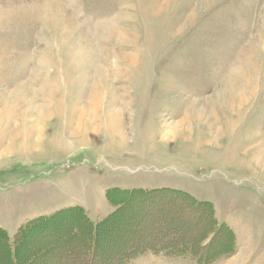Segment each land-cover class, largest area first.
<instances>
[{
    "label": "rangeland",
    "instance_id": "1",
    "mask_svg": "<svg viewBox=\"0 0 264 264\" xmlns=\"http://www.w3.org/2000/svg\"><path fill=\"white\" fill-rule=\"evenodd\" d=\"M38 218L20 264H264V0H0V228Z\"/></svg>",
    "mask_w": 264,
    "mask_h": 264
},
{
    "label": "trees",
    "instance_id": "2",
    "mask_svg": "<svg viewBox=\"0 0 264 264\" xmlns=\"http://www.w3.org/2000/svg\"><path fill=\"white\" fill-rule=\"evenodd\" d=\"M137 192L141 193L140 191H137ZM158 192H162V190L152 191L150 192V194L155 195L154 193H156L157 195ZM134 196H135L134 191L123 192L119 190H112V192H110L109 194V199L111 200V198H115L112 200L114 201L116 200L117 204L120 206V208H122L125 205H128L130 207V204H131L132 206L134 204L133 202ZM72 213L75 214L76 217L73 218L72 216L71 218H69L71 219L70 221L72 222V224H70L71 228L74 230L77 236H82V234L86 230H88L89 240L91 241L90 247L93 253L95 250V244H97L99 229L105 226L107 222L112 217L115 216V214H112L108 219L104 220L101 224L93 225L88 219H86V216L83 215L82 213H79L78 210L76 211L71 210V211L64 212L65 217L70 216ZM56 218H59V216H57ZM49 220L38 218V219L30 221L24 227L19 229V231L15 234L12 240L9 238L7 233H5V231L0 228V264H20L19 252L22 248L23 243L29 240L28 238L29 233L34 232V233L40 234V232H44L48 228L47 224L48 222H50ZM166 248L171 250L172 247L168 246ZM144 249H146L147 251L156 252L154 251V249H156V246H152V247H145L142 249H138L139 251H137V253H141ZM6 251L8 253V257H7Z\"/></svg>",
    "mask_w": 264,
    "mask_h": 264
},
{
    "label": "bare ground",
    "instance_id": "3",
    "mask_svg": "<svg viewBox=\"0 0 264 264\" xmlns=\"http://www.w3.org/2000/svg\"><path fill=\"white\" fill-rule=\"evenodd\" d=\"M32 110V109H31ZM30 110V111H31ZM16 113V112H15ZM18 114H20V118L24 121V120H26L27 119V117L28 116H30V114L29 113H27V111H25L24 109L22 110V109H20L19 110V112H17ZM30 113H32L31 114V116H32V120H33V122L32 123H35V122H37V124H39L40 123V120H42L43 121V119L45 118L44 117V110L43 109H41V108H36V109H34V110H32ZM7 115H9V116H11L12 115V113L10 112V110L9 111H7V113H6ZM90 113H89V110H84L82 113H81V117H82V119H89L90 118V115H89ZM8 116V117H9ZM6 124H7V122H5ZM41 124V123H40ZM32 129H34V128H32ZM34 132H36V133H38V134H40L41 133V130L40 129H38V130H34ZM29 133V132H28ZM170 133V132H169ZM7 150H9L10 149V147L8 148H6ZM257 162V161H256Z\"/></svg>",
    "mask_w": 264,
    "mask_h": 264
}]
</instances>
